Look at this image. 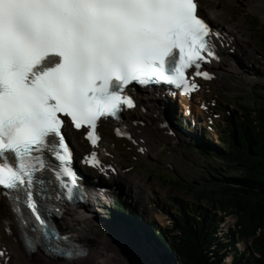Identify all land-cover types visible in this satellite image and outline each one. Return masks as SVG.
Listing matches in <instances>:
<instances>
[{"label": "snow or ice", "instance_id": "snow-or-ice-1", "mask_svg": "<svg viewBox=\"0 0 264 264\" xmlns=\"http://www.w3.org/2000/svg\"><path fill=\"white\" fill-rule=\"evenodd\" d=\"M201 7L200 0H0V197L4 222L16 223L27 251L66 261L88 255L38 205L46 172L62 190L54 199L77 198L66 120L95 149L99 123L119 124L136 107L130 85L183 95L199 89L196 77L213 79L202 63L218 59L212 38L220 33ZM114 131L131 139L122 127ZM82 159L106 171L95 150Z\"/></svg>", "mask_w": 264, "mask_h": 264}, {"label": "rangeland", "instance_id": "rangeland-1", "mask_svg": "<svg viewBox=\"0 0 264 264\" xmlns=\"http://www.w3.org/2000/svg\"><path fill=\"white\" fill-rule=\"evenodd\" d=\"M261 1L263 0H225L222 5L223 13H229L232 22L229 16L227 17L230 24L224 21V17L210 19L215 26L224 31L227 30L228 33H226L230 39L229 45L232 48L229 55L223 58L224 64L220 77H213L206 82L198 80L200 87L189 99L185 97L171 98L173 105L172 126L183 136L172 139L171 135L169 137L156 135L152 139L151 132L147 129L148 127L149 129L153 128L151 122L154 121V116L139 115L136 118L147 125L145 127L147 136L154 141L151 146V150L154 152H146L143 155L144 153L136 147L133 141L128 138H116L113 125H111L112 131L109 129L106 132L104 128H108V125L105 122L101 124L103 126L100 131L102 138L106 137L113 142L111 146L113 154L121 162L124 175H130L136 183L130 182L126 185L120 176L110 178L97 170H89V175L94 180L100 179V182L109 189L115 185L118 189L121 188V195L117 189H113V192H109L106 197L99 199L100 201L96 203L98 215H94L90 220L71 222L67 230L69 233L74 234L86 227H88V232L93 233L103 226L104 230L99 229V234L108 235L110 228L104 225L113 222V212L115 211L117 213L114 215L122 225L125 224L140 230L145 229L146 226L164 230L172 227L174 217L182 211L181 205H184L187 214L190 215H193L191 213L197 209L198 205L209 207L207 201H197L195 191H191L188 186L191 185L197 190L212 187L214 178L220 177L217 174V168L222 162L217 160L214 155L201 154L199 149L194 146L195 137L205 136L216 145L222 148L226 147V139L232 129L231 123L226 120V117L236 111L241 115L240 105L251 107L254 99L264 102V76H262L264 73V4L258 9ZM200 3L202 5L201 13L206 15V2L201 0ZM237 24H243L244 31H241ZM170 134L173 133L170 132ZM135 135L142 138L139 133ZM147 144L149 143L147 142ZM229 174L236 175V172L232 169ZM138 187L142 190H138ZM118 195L121 196L125 209L124 214H120L121 216L116 208ZM149 210L152 211L153 216L149 215ZM213 212L223 218L220 223L222 231L219 234L225 242H228L229 239H226L225 236L230 234L237 218L229 212L218 209H213ZM157 215L163 218L159 221L156 218ZM96 216L99 220L95 219ZM133 217L141 220L139 222L142 224L136 225L137 227L131 225L136 223L133 221ZM146 230L147 236L151 237L152 230ZM0 235L11 249L8 254L4 250H0L6 253V257H1L4 258V264H26L16 255V244L9 235L5 234L1 221ZM120 235L122 238L124 236L129 238L128 235L122 236L121 233ZM151 240L155 242L153 237ZM250 243L249 239L240 240L236 242L235 246L240 251H244L250 246ZM162 249L164 250V248ZM42 253L44 252L42 251ZM231 260L232 253L226 258L229 263Z\"/></svg>", "mask_w": 264, "mask_h": 264}, {"label": "trees", "instance_id": "trees-1", "mask_svg": "<svg viewBox=\"0 0 264 264\" xmlns=\"http://www.w3.org/2000/svg\"><path fill=\"white\" fill-rule=\"evenodd\" d=\"M240 106L241 115L236 111L226 117L232 126L226 147L205 136L195 139L194 146L201 154L214 155L222 162L217 168L220 177L214 178L212 187L197 190L188 186L195 191L196 200L207 201L209 207L198 205L190 215L181 205L172 227L161 230L151 226L150 236L166 249L162 264H264V102L254 99L251 107ZM232 169L236 175L229 174ZM117 202L122 215L123 201ZM213 209L237 218L225 236L228 242L219 234L223 218ZM133 221L142 224L135 217ZM247 239L251 240L250 246L240 251L236 242ZM231 253L229 263L226 258Z\"/></svg>", "mask_w": 264, "mask_h": 264}, {"label": "bare ground", "instance_id": "bare-ground-1", "mask_svg": "<svg viewBox=\"0 0 264 264\" xmlns=\"http://www.w3.org/2000/svg\"><path fill=\"white\" fill-rule=\"evenodd\" d=\"M204 1L206 2L207 10H206V15L204 14L203 15L208 20L210 19L214 20L215 18L222 19L224 17V21L229 23V18L227 17L229 16L228 15L229 13L224 14L222 9V5L225 3V0H204ZM263 4H264V0L259 3L258 9L261 8ZM199 13L202 14L200 10ZM230 21L232 22V17H230ZM237 25L241 31H244L243 24H237ZM215 27L220 31V37L218 39L216 37L214 38V42L217 45L215 53L218 59H213V61L210 63V66L213 69L214 77L217 78L221 76L220 74H222L221 71L223 69V64H224L223 58H226V56L229 55L228 53L230 52L232 46L229 45L230 39L227 35L228 33L227 30L224 31L218 26ZM176 96L181 97V95L179 94H176ZM185 98L189 99V97L187 96ZM161 100H163V97L159 93L142 94L137 98L138 101L137 106L134 109L127 110L126 114L124 115L123 128L127 132H129L131 136V139L129 140L135 141L136 147L139 149H143L142 151V153H144L143 155H145L146 152L148 153L154 152L153 150H151V146L154 141L149 139L147 136V132L145 128L147 127V125L140 119L136 118L139 115H142L143 117L154 116L155 119L153 122H151L153 128L149 129L148 127L147 129L148 131L151 132L152 139L156 135H163L164 137H169V135H171L172 139L180 138L181 135L183 136L181 132H179L178 130L175 131V129L170 127L169 119L166 117V114L162 110V105L160 102ZM169 101L171 102V99ZM105 124L108 125V128H104V131L107 132L109 131V129H111L112 131L111 125L114 124L110 121H105ZM101 127L103 126L102 125L100 126L99 128L100 130ZM170 132H172L173 134H170ZM82 133H83L82 130L77 131L72 128H68L69 139L76 145L77 152L82 156H84L85 151L89 147L85 139L83 138ZM136 133H139L142 136V138L140 139L136 137L135 135ZM147 142L149 144H147ZM112 145L113 142L111 140H108V138L104 137L102 138L101 143L98 146V153H99L98 158L100 161H102L106 169V171H102V172L105 175H107V177L110 178L119 177V176L122 177L126 185L130 182H135L133 181V178L130 175L128 174L124 175L125 172L122 170L121 162L119 161L118 157H114L115 155L113 154L114 152L111 147ZM96 169L97 171H100L98 168ZM87 190L89 192V199L85 204L81 205L82 209L78 210L73 207H65L66 211L64 213H60L56 221L59 229L68 232L67 230L71 222L90 220L91 217H93L94 215H98L96 209L98 206L96 205V203L100 201L99 199L106 197L108 193L105 191L102 192L95 191L90 187H87ZM138 190H142V188L139 189L138 187ZM119 191H122L121 188L118 189V192ZM7 214L8 213L6 210L5 201L2 198H0V221L5 230V234L9 235L11 239L14 241L17 248L16 255L19 258L23 259L24 263L26 264H128V261L130 260V257L127 256V253L123 251L121 247H119L120 245L116 240V237L119 236L120 233L126 235L125 233L129 232L128 230H126V228H129L130 230V227L124 226L125 224L115 226L114 224L112 225L109 223L110 225H108L107 223V225L104 226L110 228L108 235L99 234L98 230L99 229L104 230L103 226H101V228L97 229V231H94L93 233L88 232L87 229L88 227L74 234L71 233L72 234L71 237L73 239H75L77 242L84 243V247H86L88 255L83 259H77L73 261H63L60 260V258L55 259V257L53 256H50L46 253H42L40 248H38L35 252L27 251L22 244L21 233L18 231L16 223L11 221L8 223L4 222V217ZM149 215L153 216L151 210H149ZM97 218L98 216H96L95 219L99 220ZM156 218H158V220L160 221L163 217L157 215ZM149 227L146 226L144 230L151 229V226ZM0 250H4L7 254L11 250L3 241L1 236H0ZM3 259L4 258L0 257V264H4Z\"/></svg>", "mask_w": 264, "mask_h": 264}, {"label": "water", "instance_id": "water-1", "mask_svg": "<svg viewBox=\"0 0 264 264\" xmlns=\"http://www.w3.org/2000/svg\"><path fill=\"white\" fill-rule=\"evenodd\" d=\"M207 21L212 24L210 20L207 19ZM126 230L129 231H125V234L128 235L129 238H127V236L122 238L119 234L116 240L120 245L119 247L130 257L128 264H162L161 259L166 255L165 248L163 250L156 241L152 242L151 237L147 236L144 229L130 228L129 230V228H126ZM81 244L84 245L83 242H81ZM84 249H86V247ZM151 249H153V251Z\"/></svg>", "mask_w": 264, "mask_h": 264}]
</instances>
